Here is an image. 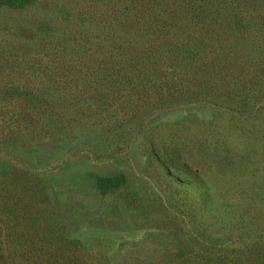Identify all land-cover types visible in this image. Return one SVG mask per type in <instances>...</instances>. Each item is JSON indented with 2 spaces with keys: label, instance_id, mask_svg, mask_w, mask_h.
Instances as JSON below:
<instances>
[{
  "label": "trees",
  "instance_id": "16d2710c",
  "mask_svg": "<svg viewBox=\"0 0 264 264\" xmlns=\"http://www.w3.org/2000/svg\"><path fill=\"white\" fill-rule=\"evenodd\" d=\"M38 7L36 0H0V9L35 11L39 29L42 16L54 26L33 39L44 59L20 67L42 77L0 81V105L10 100L14 107L8 121L0 117V264H97L94 250L72 236L70 214L41 169L48 159L36 154L74 142L86 128H120L124 110L111 112L124 105L120 91L135 99L129 105L143 101L126 114V124L141 117L143 129L186 107L225 109L246 120L257 115L263 125L264 0H63L59 14ZM8 84L15 85L9 96ZM145 97L156 99L149 113ZM169 147L151 142L147 153L167 176L188 170L182 148ZM126 183L124 174L110 172L95 177L91 189L105 197ZM247 216L240 237L222 252L201 239L187 255L150 261L264 264V218Z\"/></svg>",
  "mask_w": 264,
  "mask_h": 264
},
{
  "label": "rangeland",
  "instance_id": "374dc122",
  "mask_svg": "<svg viewBox=\"0 0 264 264\" xmlns=\"http://www.w3.org/2000/svg\"><path fill=\"white\" fill-rule=\"evenodd\" d=\"M36 2L43 13L54 14L63 4V0ZM36 16L35 11L0 9V81L42 77L20 69L41 59L44 52L34 48L33 39L54 27L42 16L39 29L33 24L39 20ZM14 86L7 85V96L15 93ZM115 96L121 102L124 96V105L112 111L108 107L104 115L124 110L118 114L124 118L120 128L111 123L86 128L74 142L52 143L36 154L48 159L41 169L70 214L72 236L94 250L97 264L101 259L108 264L150 263L159 256L173 259L190 253L192 241L201 239L206 246L215 242L222 252L240 237L241 216L248 213L249 221L264 218V124L257 115L246 120L225 109L186 107L159 115L143 129L141 117L126 124L127 112L143 101L129 105L127 100L135 99L124 91ZM155 101L144 98L148 113ZM7 104L0 105L5 121L13 107L10 100ZM151 142L156 147H181L190 162L188 170L165 175L147 153ZM110 172L124 174L127 183L116 195L102 197L91 189L93 179Z\"/></svg>",
  "mask_w": 264,
  "mask_h": 264
}]
</instances>
